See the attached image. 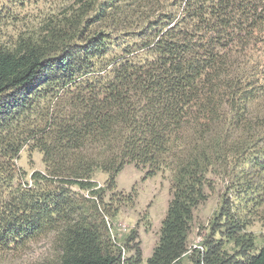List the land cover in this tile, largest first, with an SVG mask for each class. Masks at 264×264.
I'll list each match as a JSON object with an SVG mask.
<instances>
[{"label":"trees","instance_id":"1","mask_svg":"<svg viewBox=\"0 0 264 264\" xmlns=\"http://www.w3.org/2000/svg\"><path fill=\"white\" fill-rule=\"evenodd\" d=\"M64 22L0 47L1 248L52 234L41 264H120L101 205L127 164L171 172L145 264H180L210 175L264 204V0H86ZM28 143L44 170L26 178L14 160ZM219 215L239 257L214 243L192 263L264 264L225 199Z\"/></svg>","mask_w":264,"mask_h":264},{"label":"rangeland","instance_id":"2","mask_svg":"<svg viewBox=\"0 0 264 264\" xmlns=\"http://www.w3.org/2000/svg\"><path fill=\"white\" fill-rule=\"evenodd\" d=\"M85 1L0 0V47H14L24 40L44 34L50 26L63 25L65 16L81 7ZM76 47L74 44L69 50L75 51ZM43 104L44 101L41 106ZM14 161L17 167L26 172V178L34 170H44L42 152L32 143L24 145ZM145 170L127 164L115 177V197L111 198V192H106L102 199L101 210L105 213L107 233L115 249L120 251V264H129L136 245L142 253L141 264L146 263L159 241L161 222L171 198V172L163 170L145 177ZM210 177L214 189H207L206 199L193 210L187 248L180 264H193L192 259L197 257L198 251L204 252L208 245L214 243L218 244L225 256H237L240 249L227 238L224 220L219 215L224 199L230 212L244 222L240 234L245 233L252 240L247 253L255 254L264 246V204L256 205L249 201V193L234 194L228 191L226 183L218 175ZM106 178L107 175L100 171L93 176L97 185L102 187ZM133 190L130 199L128 194ZM57 249L52 234H49L22 250L10 251L0 247V264H41L54 259Z\"/></svg>","mask_w":264,"mask_h":264}]
</instances>
